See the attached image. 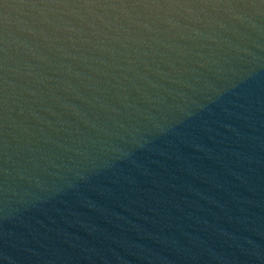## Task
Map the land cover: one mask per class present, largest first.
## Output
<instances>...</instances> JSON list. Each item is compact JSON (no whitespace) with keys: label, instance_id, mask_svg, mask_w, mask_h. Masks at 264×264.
<instances>
[{"label":"water","instance_id":"water-1","mask_svg":"<svg viewBox=\"0 0 264 264\" xmlns=\"http://www.w3.org/2000/svg\"><path fill=\"white\" fill-rule=\"evenodd\" d=\"M0 264H264V0H0Z\"/></svg>","mask_w":264,"mask_h":264}]
</instances>
